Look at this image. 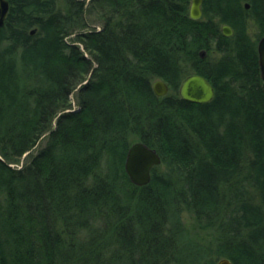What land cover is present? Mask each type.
Here are the masks:
<instances>
[{
  "label": "trees",
  "instance_id": "trees-1",
  "mask_svg": "<svg viewBox=\"0 0 264 264\" xmlns=\"http://www.w3.org/2000/svg\"><path fill=\"white\" fill-rule=\"evenodd\" d=\"M8 2L0 264H264V0H202L198 19L191 0ZM191 74L209 102L181 98ZM134 140L161 156L143 186L124 169Z\"/></svg>",
  "mask_w": 264,
  "mask_h": 264
},
{
  "label": "water",
  "instance_id": "water-1",
  "mask_svg": "<svg viewBox=\"0 0 264 264\" xmlns=\"http://www.w3.org/2000/svg\"><path fill=\"white\" fill-rule=\"evenodd\" d=\"M244 7L248 8V0H243ZM202 0H191L189 15L192 19H198L202 15L201 10ZM9 11L8 0H0V27L5 24ZM224 35H231L233 30L228 25L222 26ZM34 33V30H31ZM258 63L260 69V77L262 80V89L264 92V36L257 42ZM206 51L200 52V55L205 56ZM154 93L158 96H164L169 90L168 84L161 80L156 79L152 85ZM181 98L193 103H206L209 102L215 94V90L211 82L200 74H191L186 77L179 88ZM161 164V156L154 149L141 141L132 143L126 152L124 169L129 180L137 185L143 186L150 182L151 171L155 166ZM216 264H232L231 260L225 257L219 258Z\"/></svg>",
  "mask_w": 264,
  "mask_h": 264
},
{
  "label": "rangeland",
  "instance_id": "rangeland-1",
  "mask_svg": "<svg viewBox=\"0 0 264 264\" xmlns=\"http://www.w3.org/2000/svg\"><path fill=\"white\" fill-rule=\"evenodd\" d=\"M250 32H251L252 36L254 37L255 30L253 28H251ZM201 51H203V49ZM155 80L156 79H154L152 81V85H153ZM75 107H76V105H75V102L73 101V108H75ZM73 108H71L69 110H72ZM136 141H138V140H136ZM136 141L134 140L132 143H134ZM44 143H45V140L40 142L39 146L36 147L34 149V151H36L39 147L44 145ZM27 154H28V152L23 154L22 162H20V164L24 163L23 159H25ZM13 165L15 166V164H13ZM181 219H182L183 225H184V227H185V229L187 231V234H188L187 240H192V241H194V242H196L198 244H208V240H211L213 238V236L215 235L214 227L212 228V227L207 226V227L204 228V227L200 226L196 222L194 215L191 212H189V211L183 210L182 213H181ZM211 235H212V237H211Z\"/></svg>",
  "mask_w": 264,
  "mask_h": 264
},
{
  "label": "flooded vegetation",
  "instance_id": "flooded-vegetation-1",
  "mask_svg": "<svg viewBox=\"0 0 264 264\" xmlns=\"http://www.w3.org/2000/svg\"><path fill=\"white\" fill-rule=\"evenodd\" d=\"M245 3V2H244Z\"/></svg>",
  "mask_w": 264,
  "mask_h": 264
}]
</instances>
